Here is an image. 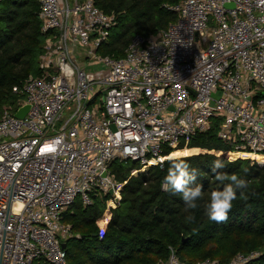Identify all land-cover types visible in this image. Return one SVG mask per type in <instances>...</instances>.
Returning <instances> with one entry per match:
<instances>
[{
  "label": "built area",
  "instance_id": "1",
  "mask_svg": "<svg viewBox=\"0 0 264 264\" xmlns=\"http://www.w3.org/2000/svg\"><path fill=\"white\" fill-rule=\"evenodd\" d=\"M36 1L45 33L38 73L13 85L22 98L0 111V264H66L62 210L90 193H107L114 206L122 182L112 160L137 162L130 174L161 166L165 147L187 149L212 117L227 159L264 162V0L164 4L175 19L134 32L119 56L100 50L114 13L94 0ZM152 264L185 263L169 249Z\"/></svg>",
  "mask_w": 264,
  "mask_h": 264
},
{
  "label": "trees",
  "instance_id": "2",
  "mask_svg": "<svg viewBox=\"0 0 264 264\" xmlns=\"http://www.w3.org/2000/svg\"><path fill=\"white\" fill-rule=\"evenodd\" d=\"M94 1L115 19L100 50L119 56L134 32L154 33L173 21L175 12L164 4L178 0ZM44 35L36 0H0V111L4 105L14 108L22 98L12 86L38 73ZM216 128L217 117H212L209 127L189 137L187 149L180 150L182 143L165 147L161 166L130 174L137 162L112 160L110 171L122 182L115 205L107 206V193H90L89 203L75 198L61 212V220L71 228L63 240L66 264H152L165 260L169 249L185 264L205 258L224 262L237 252L257 250L259 254L244 264H264V162L227 159L229 145L217 137ZM168 157L185 158L189 171H197L190 185H202L197 209H188L180 194L162 189L171 166ZM217 159L225 164L219 172L236 174L248 184L242 198L237 192L227 221L220 223L207 215L211 193L229 183L216 179L212 164ZM190 216L194 219L188 220Z\"/></svg>",
  "mask_w": 264,
  "mask_h": 264
},
{
  "label": "clouds",
  "instance_id": "3",
  "mask_svg": "<svg viewBox=\"0 0 264 264\" xmlns=\"http://www.w3.org/2000/svg\"><path fill=\"white\" fill-rule=\"evenodd\" d=\"M168 159L171 161V166L162 183V189L173 195L180 194L188 209H197V201L203 197L202 185L190 186L197 180V171L195 169L189 171L190 165L185 158L168 157ZM224 167L225 164L221 160L213 161L212 171L216 174V179L220 182L229 181L223 187V190L211 193L207 215L210 220L217 223L227 221L228 213L233 208V202L238 199L237 192L240 191V197L242 198L244 196L242 190L248 187L247 181L238 175L232 174L229 176L218 171ZM244 171L247 172V169H244ZM192 219L194 217H188V220Z\"/></svg>",
  "mask_w": 264,
  "mask_h": 264
},
{
  "label": "water",
  "instance_id": "4",
  "mask_svg": "<svg viewBox=\"0 0 264 264\" xmlns=\"http://www.w3.org/2000/svg\"><path fill=\"white\" fill-rule=\"evenodd\" d=\"M225 4H227V3H225ZM27 107L28 106H27L26 103L23 104L22 106H20L18 109L15 110L14 115L18 116V117H21L24 114V112L26 111ZM108 193H111V189H108ZM60 246L63 248L64 247V243H61Z\"/></svg>",
  "mask_w": 264,
  "mask_h": 264
}]
</instances>
